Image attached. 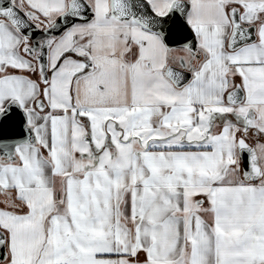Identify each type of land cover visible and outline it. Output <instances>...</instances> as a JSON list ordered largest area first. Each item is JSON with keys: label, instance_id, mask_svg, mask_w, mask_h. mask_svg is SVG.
Returning <instances> with one entry per match:
<instances>
[{"label": "snow or ice", "instance_id": "6c2138e0", "mask_svg": "<svg viewBox=\"0 0 264 264\" xmlns=\"http://www.w3.org/2000/svg\"><path fill=\"white\" fill-rule=\"evenodd\" d=\"M0 264H264V0H0Z\"/></svg>", "mask_w": 264, "mask_h": 264}]
</instances>
